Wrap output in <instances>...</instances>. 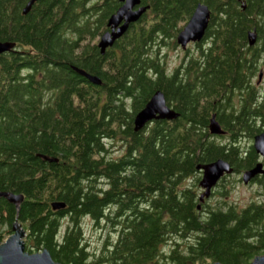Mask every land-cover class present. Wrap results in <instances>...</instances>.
I'll list each match as a JSON object with an SVG mask.
<instances>
[{"label":"trees","instance_id":"16d2710c","mask_svg":"<svg viewBox=\"0 0 264 264\" xmlns=\"http://www.w3.org/2000/svg\"><path fill=\"white\" fill-rule=\"evenodd\" d=\"M27 1L0 0V41L15 43L0 54V191L23 197H0V243L17 219L25 250L46 249L62 264H250L264 255V161L253 148L264 96L252 83L264 0H140L148 9L104 54L97 42L117 0H37L23 14ZM199 2L210 9L204 36L169 67ZM156 90L178 116L135 131ZM212 115L222 134L210 133ZM219 158L232 172L201 201L196 166ZM259 161L263 172L248 184L256 197L228 201ZM85 218L106 230L98 249L84 238Z\"/></svg>","mask_w":264,"mask_h":264},{"label":"water","instance_id":"95a60500","mask_svg":"<svg viewBox=\"0 0 264 264\" xmlns=\"http://www.w3.org/2000/svg\"><path fill=\"white\" fill-rule=\"evenodd\" d=\"M37 0H28L22 9V13L26 14ZM105 1V0H104ZM121 5L112 13L106 23L108 30L104 31L98 39L97 46L100 53L104 54L106 49L111 47L114 42L120 38L128 29L129 25L139 20L143 13L146 12L148 6L141 5L140 0H117ZM242 1V0H238ZM242 7H244L242 5ZM210 19V9L202 2L196 4L195 9L187 20L186 24L179 31L176 37V43L181 49H186L189 43H195L202 40L208 22ZM257 34L255 30L249 31L247 35L249 46L256 41ZM15 46L14 42L0 41V54L12 50ZM78 73L86 76L94 84H100V80L96 76H91L74 68ZM178 113L170 108L165 100L164 94L160 90H156L145 106L139 110L133 118V128L135 131L140 130L147 123L158 119H174ZM211 134H222L219 123L212 115L209 124ZM253 148L264 161V131L254 135ZM263 164L257 162L252 168L242 173L241 180L247 184L256 175L263 172ZM197 171H201L199 186L202 192L199 199L202 201L210 195L212 188L217 184L223 175L231 173V165L224 159H216L204 165L196 166ZM0 197H5L9 202L16 205L22 200V195L13 194L6 191H0ZM53 208H63L64 203L54 202L51 204ZM12 233L0 243V264H62L52 259L48 250L43 249L39 252H27L25 250V230L17 219L12 223ZM209 264H222L215 261ZM250 264H264V255H257Z\"/></svg>","mask_w":264,"mask_h":264},{"label":"rangeland","instance_id":"374dc122","mask_svg":"<svg viewBox=\"0 0 264 264\" xmlns=\"http://www.w3.org/2000/svg\"><path fill=\"white\" fill-rule=\"evenodd\" d=\"M262 37L264 38V30L261 33ZM200 42V41H199ZM196 43V42H195ZM192 44L189 43V46L191 45V49H193ZM188 46V47H189ZM184 50L178 46L177 48H173L172 50H168L167 52V59L169 61V67L170 65L173 66L174 64H177L179 62V59L182 57ZM258 59L256 63V72L252 77V83L255 84L257 87V92L260 96H264V50L259 49L258 53ZM261 71V72H260ZM261 85L258 86V75L261 74ZM242 144L246 143V139L241 140ZM116 148V147H114ZM117 151H113L112 155L117 156ZM240 178V175L238 176ZM258 187L256 185H246L242 182H236L233 184V186L229 190V195L227 200L232 201L239 207L245 206L253 197H256V190ZM210 202L213 203V199L210 200ZM65 223H63L64 226ZM63 230V227L62 229ZM106 230L104 231L100 227H96L93 222H91L88 218H85L83 221V234L86 242L88 243V246L90 250H95L99 248V244L101 240L106 235ZM7 237H5L6 239ZM25 238V237H24ZM4 239V240H5Z\"/></svg>","mask_w":264,"mask_h":264},{"label":"flooded vegetation","instance_id":"af4514ba","mask_svg":"<svg viewBox=\"0 0 264 264\" xmlns=\"http://www.w3.org/2000/svg\"><path fill=\"white\" fill-rule=\"evenodd\" d=\"M257 39H258V34H257ZM257 49H260V46H258ZM260 72H261V71H260ZM261 75H262V73L258 75V86L261 85ZM169 107H170V106H169ZM170 108H171V107H170ZM250 181H251V180H250ZM250 181H249L246 185H248L249 183H251Z\"/></svg>","mask_w":264,"mask_h":264}]
</instances>
